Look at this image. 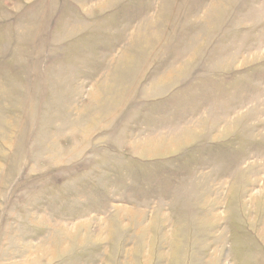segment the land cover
<instances>
[{
  "label": "rangeland",
  "instance_id": "obj_1",
  "mask_svg": "<svg viewBox=\"0 0 264 264\" xmlns=\"http://www.w3.org/2000/svg\"><path fill=\"white\" fill-rule=\"evenodd\" d=\"M0 264H264V0H0Z\"/></svg>",
  "mask_w": 264,
  "mask_h": 264
}]
</instances>
